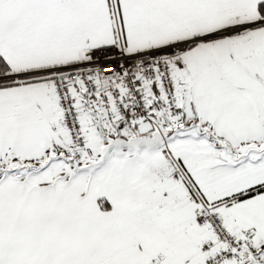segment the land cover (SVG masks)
Here are the masks:
<instances>
[{
    "label": "snow or ice",
    "instance_id": "6c2138e0",
    "mask_svg": "<svg viewBox=\"0 0 264 264\" xmlns=\"http://www.w3.org/2000/svg\"><path fill=\"white\" fill-rule=\"evenodd\" d=\"M0 264H264V0H0Z\"/></svg>",
    "mask_w": 264,
    "mask_h": 264
}]
</instances>
